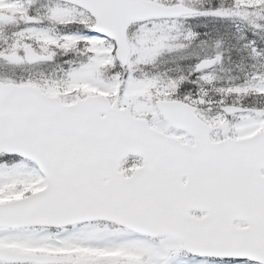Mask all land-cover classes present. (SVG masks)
Masks as SVG:
<instances>
[{
  "label": "snow or ice",
  "instance_id": "snow-or-ice-1",
  "mask_svg": "<svg viewBox=\"0 0 264 264\" xmlns=\"http://www.w3.org/2000/svg\"><path fill=\"white\" fill-rule=\"evenodd\" d=\"M0 264H264V0H0Z\"/></svg>",
  "mask_w": 264,
  "mask_h": 264
}]
</instances>
